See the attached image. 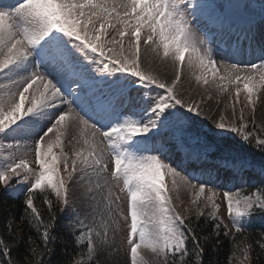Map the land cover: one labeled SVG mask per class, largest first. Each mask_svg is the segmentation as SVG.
I'll use <instances>...</instances> for the list:
<instances>
[{"label":"snow or ice","instance_id":"6c2138e0","mask_svg":"<svg viewBox=\"0 0 264 264\" xmlns=\"http://www.w3.org/2000/svg\"><path fill=\"white\" fill-rule=\"evenodd\" d=\"M235 7L256 11L248 2ZM259 16L264 25V3ZM227 20L214 0L0 4V188L25 194L22 219L40 238L34 247L32 237L25 241L9 229L6 241L0 234V256L8 258L0 264H20L11 252L21 242L32 257L25 264H51L57 217L45 195L50 218L44 220L34 203L37 191L52 194L61 212L70 214L65 227L74 251L64 264H105L122 221L128 264H203L191 217L181 215L172 192L182 184L194 194L196 218L210 207L215 233L227 234L228 225L217 215L212 175L223 167L236 179L257 163L233 155L224 137L234 133L264 152V139L254 131L256 103L264 95V40L254 43L251 24L241 32ZM210 22L219 26L211 43L205 39L212 35ZM217 37L226 50L220 62L214 57ZM243 55L257 56L259 63L231 62ZM154 61L171 67L170 81L153 68ZM186 76L218 95H234L236 103L243 92L247 103L239 115L236 103L230 105L232 121L226 104L209 125L206 100L182 98ZM245 107H250L247 121ZM173 149L180 153L175 167L168 162ZM258 168L264 176V160ZM222 197L234 236L254 215L264 216V187L246 194L226 190ZM234 248L241 252L232 253L237 264H251V244Z\"/></svg>","mask_w":264,"mask_h":264},{"label":"trees","instance_id":"16d2710c","mask_svg":"<svg viewBox=\"0 0 264 264\" xmlns=\"http://www.w3.org/2000/svg\"><path fill=\"white\" fill-rule=\"evenodd\" d=\"M224 140L235 149V152L232 153L233 155L245 154L248 156L251 154V151H256L255 141L252 144L242 141V144L238 145L239 143L232 141L229 137H225ZM257 187H264V184L259 183L251 186L246 192H251ZM45 195L53 201L56 217H61L60 205L55 201V197L50 193H40L37 191L34 193V203L44 220L47 222L50 218L47 206L43 203ZM24 201L25 196L17 197L16 195L5 193L0 188V234L3 235L6 241H10L11 237L8 235V230L10 229L16 237H23L25 241L28 237H32L36 241V244L33 246L37 247L40 246V238L37 232L29 226V223L25 219H22V217H25ZM258 222L264 223V216L261 215V219ZM193 224L195 234L200 239V247L204 250L203 264H237L232 257L233 251H236L234 248L236 243H239L241 248L246 244H251V264H264V250L260 247L261 244H264V238H262L264 237V229L244 231L235 234V236L233 233L231 236L225 234L223 230H220L217 235L214 231V223L209 218H195L193 219ZM54 235L57 239L54 245L55 251L51 257V264H64L67 255L74 251L73 236L62 225L60 219H56ZM38 250L42 251L43 249L39 247ZM11 255L12 259L19 261L20 264H25V262L32 259L25 251L24 242H21L18 247H13ZM6 259L8 258L0 256V260Z\"/></svg>","mask_w":264,"mask_h":264},{"label":"rangeland","instance_id":"374dc122","mask_svg":"<svg viewBox=\"0 0 264 264\" xmlns=\"http://www.w3.org/2000/svg\"><path fill=\"white\" fill-rule=\"evenodd\" d=\"M242 2H247V0H237L236 4L230 3L229 9L232 11H235L236 14L243 15L244 13L240 10H238L235 6L237 4H241ZM251 2V1H250ZM153 68L158 71L162 78H167L169 81L173 78L172 69L167 64L160 63L159 61L153 62ZM183 93V99L186 101H191L192 99H195L196 101H200L203 97L206 100V103L203 108V115L208 117L207 123L211 125V123L218 119L219 116V110H224L225 105H229L228 109L225 111V115L229 121H232V109L230 107L231 104L236 103L235 97L233 95L232 98H229L228 95H218L217 91L214 88H210L209 86L200 84L197 85L195 80L191 77L186 76L183 80V83L180 85L179 89ZM209 91H211L212 99L210 101L207 100ZM246 94L241 93L239 98V103H236V110L237 115H239V109L241 107H244L246 105ZM244 116L245 120H249L250 118V107H245L244 110ZM254 124H255V134L259 136V138L264 139V95L260 96V99L257 100L255 113H254ZM237 123H239L237 121ZM248 130H253V125L249 123ZM172 164V160L168 161ZM173 167H175L172 164ZM178 172L181 173V175H184V173L181 169H177ZM167 183L171 187V177H167ZM179 177H177V180L179 182ZM194 183H199V181H193ZM212 187L217 189V202L220 204V208L217 211V215L221 217L225 224H227L229 221L227 210H226V204L223 201L222 193L223 191L229 190V189H223L217 185V183H214ZM207 192V189H206ZM177 195H179V199H177ZM173 196V202L180 211L181 215L185 217H191L190 223L192 227L194 228L193 219L196 218L195 216V209L192 204V200L194 198V194L189 192L182 184L179 185L178 190L176 192H172ZM201 205L203 206V198L201 200ZM211 211L210 207H205L204 212L205 215L201 216L202 218H209L208 213ZM200 217V218H201ZM70 221V220H69ZM69 223V222H68ZM195 230V228H194ZM231 229H229L228 233H231ZM126 235V225H124L123 221L121 222V231L117 234L116 237V243L108 249V252L110 255L106 257L105 264H128L127 258L125 256V248L124 244L126 241H123V237ZM119 249V251H117ZM241 252L238 251L236 256H240Z\"/></svg>","mask_w":264,"mask_h":264}]
</instances>
